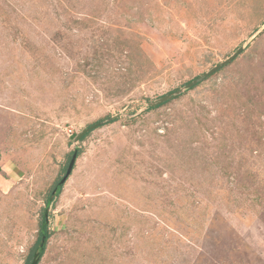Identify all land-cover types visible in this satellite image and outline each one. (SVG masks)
Wrapping results in <instances>:
<instances>
[{
  "label": "rangeland",
  "instance_id": "rangeland-1",
  "mask_svg": "<svg viewBox=\"0 0 264 264\" xmlns=\"http://www.w3.org/2000/svg\"><path fill=\"white\" fill-rule=\"evenodd\" d=\"M77 148L39 264H264V0H0V264Z\"/></svg>",
  "mask_w": 264,
  "mask_h": 264
},
{
  "label": "water",
  "instance_id": "water-1",
  "mask_svg": "<svg viewBox=\"0 0 264 264\" xmlns=\"http://www.w3.org/2000/svg\"><path fill=\"white\" fill-rule=\"evenodd\" d=\"M244 50V46H242L241 48H239L234 54H232L231 56H229L228 59H226L225 61L219 63L218 65H216L215 67H213L211 70H209L208 72H205L203 74H201L200 76H197L195 79H193L191 82L187 83L184 87L175 90L169 94H166L164 96L159 97L157 100L150 102L149 106H157L160 104H163L165 102H168L169 100H171L173 97L180 95L181 93H183L186 89L192 88L194 86H196L197 84L201 83L202 81L206 80L210 75H212L213 73H215L219 68H221L222 66H224L225 64L232 62V60H234L239 54H241ZM117 116H113L111 118H108L104 121L101 122H97L91 126H89L88 128L84 129L81 133H79L76 138L75 141L79 142L80 140H82L83 136H85L87 133H89L90 131L94 130L95 128H98L99 126H102L104 123L106 122H110L113 119H115ZM76 160H77V151L75 150L70 163L68 165L66 174L61 178V180L59 181L58 187L59 188H63L64 183L66 182V180L69 178L70 174L72 173L75 164H76ZM56 192V189L54 190V193ZM46 217L48 216V211H46ZM49 221V220H48ZM45 245V235H43V239L41 242V246L40 248H44Z\"/></svg>",
  "mask_w": 264,
  "mask_h": 264
},
{
  "label": "trees",
  "instance_id": "trees-1",
  "mask_svg": "<svg viewBox=\"0 0 264 264\" xmlns=\"http://www.w3.org/2000/svg\"><path fill=\"white\" fill-rule=\"evenodd\" d=\"M167 103V102H165ZM163 104L157 105L155 107H149V110L158 108ZM90 134L87 133L85 136H83L82 141ZM77 157L82 153V149L81 148H77ZM75 151H72L68 154L67 158H68V162L69 160L72 158L73 154ZM69 165V164H68ZM65 169V168H64ZM61 180V179H60ZM59 180V181H60ZM59 181L54 185V187H52V190H50V192L48 193L47 199H46V204L47 206L43 209V215L41 218V221L39 223V232H38V239L36 240V242L31 246L27 256L25 257V263L24 264H39L40 260L42 259L44 253H45V248L46 245L48 243V240L51 237V230L49 228V207L51 205V202L55 200V198H57L61 192H62V188L58 187ZM56 189V192L54 193V190ZM46 211H48V216L46 217ZM43 235H45V245L44 248H40L41 246V242L43 239Z\"/></svg>",
  "mask_w": 264,
  "mask_h": 264
}]
</instances>
